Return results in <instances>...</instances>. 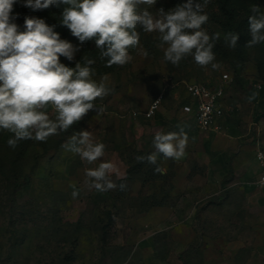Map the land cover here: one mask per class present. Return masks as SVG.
<instances>
[{"label": "rangeland", "instance_id": "rangeland-1", "mask_svg": "<svg viewBox=\"0 0 264 264\" xmlns=\"http://www.w3.org/2000/svg\"><path fill=\"white\" fill-rule=\"evenodd\" d=\"M180 2L157 0L154 7L167 11ZM253 6L264 11V0H210L206 6L209 21L205 29L209 34L221 33L213 48L219 65L216 69L198 65L191 56L179 65L165 62L157 33L141 32L140 44L132 50L133 60L111 67L106 66V58H100L93 39L81 45L71 33L67 36L80 47L73 61L61 56V62L74 67L76 61L94 59V79L99 81L107 75L113 91L97 100L105 111L89 110L76 128L46 142L23 140L15 149L0 142V264H204L209 256L215 257V252H202L200 247L178 255L184 241L171 243L170 226L175 218L171 206L178 192L169 191L172 178L167 167V177L160 179L154 169L150 170L153 164L141 161L130 179L124 177V190L117 187L98 192L89 186L85 170L100 160L88 164L62 145L84 129L92 131L94 140L101 139L105 130H111L105 128L106 111L147 108L162 91L164 103L173 98L172 90H185L193 82L216 85L224 73L233 76L226 87L228 100L239 94L245 97L255 83L264 85V44L247 46L251 39L247 18L253 14ZM60 15L50 12L38 17L55 24L59 32ZM19 25L23 30L24 23ZM228 32L239 33L235 48L223 38ZM248 108L259 106L250 104ZM258 124L263 127L264 140V117ZM139 143L127 147L125 153L136 159L147 156ZM104 144L101 159L112 161L121 173L117 152ZM158 163L162 167L168 164L166 159H158ZM116 183L119 185L120 180ZM160 185L164 192H159ZM103 194L108 197L106 201L97 202ZM145 240L148 245H142Z\"/></svg>", "mask_w": 264, "mask_h": 264}, {"label": "clouds", "instance_id": "clouds-1", "mask_svg": "<svg viewBox=\"0 0 264 264\" xmlns=\"http://www.w3.org/2000/svg\"><path fill=\"white\" fill-rule=\"evenodd\" d=\"M210 0H181L167 11L155 8L157 0H0V132L12 133L7 139L15 149L23 140L46 142L51 136L68 131L89 110L105 111L97 100L109 96L113 87L108 76L99 81L94 59L74 67L61 62V56L73 61L80 45L61 38L55 24L45 19L26 16L23 30L15 22L13 6L21 3L33 11L64 5L59 23L66 26L82 45L93 39L100 58L106 66H123L133 60L132 50L140 44L141 32L157 33L163 59L172 65L188 56L202 67L218 68L213 48L221 33L209 34L205 29L209 14L205 11ZM248 16L251 39L247 46L264 44V11L253 6ZM239 33L228 32L224 40L229 47L237 46ZM253 92L248 100L255 99ZM87 129L72 134L62 147L95 167L85 170L91 188L107 192L123 176L110 160H102L106 145L94 140ZM188 134L184 127L179 131L157 132L153 137L155 151L147 156H137L155 165L157 173L165 171L158 157L179 160L186 152ZM115 177V179H114ZM73 195L78 192L73 191Z\"/></svg>", "mask_w": 264, "mask_h": 264}, {"label": "crops", "instance_id": "crops-1", "mask_svg": "<svg viewBox=\"0 0 264 264\" xmlns=\"http://www.w3.org/2000/svg\"><path fill=\"white\" fill-rule=\"evenodd\" d=\"M226 90L224 112L215 121L219 130L199 128L196 104L185 87L172 90L171 102L162 101L151 117L144 113L148 107L106 111L105 128L111 130L96 140L117 152L124 178L130 167L127 147L140 141V150L149 154L155 151V133L184 127L189 137L185 155L179 160L166 159L168 164L163 166V173L168 168L172 178L169 191L178 192L170 226L171 243L184 241L178 255L200 247L202 252H215L206 264H264V188L257 185L261 174L257 149L264 148L258 121L264 116L256 119L261 108H248L259 103L248 100L249 90L245 97L239 94L233 100L226 98ZM158 159L165 160L162 155Z\"/></svg>", "mask_w": 264, "mask_h": 264}, {"label": "built area", "instance_id": "built-area-1", "mask_svg": "<svg viewBox=\"0 0 264 264\" xmlns=\"http://www.w3.org/2000/svg\"><path fill=\"white\" fill-rule=\"evenodd\" d=\"M233 76L229 73H224L221 81L210 86L204 82H193L187 84L190 97L196 104L197 108V123L201 130H219L220 126L215 123L217 117L223 114L224 104L223 98L225 96V88L232 81ZM257 87H261L260 84H256ZM164 99V92H161L156 98L149 104L145 115L151 117L155 114L160 104ZM186 111L191 110V106H185ZM257 158L261 166V174L258 179L257 185L264 188V148L261 146L257 149Z\"/></svg>", "mask_w": 264, "mask_h": 264}, {"label": "trees", "instance_id": "trees-1", "mask_svg": "<svg viewBox=\"0 0 264 264\" xmlns=\"http://www.w3.org/2000/svg\"><path fill=\"white\" fill-rule=\"evenodd\" d=\"M65 6L64 5H60L59 7H50L48 9H44V10H37V11H33L32 9L28 8V7H25L23 6L21 3H16L14 6H13V10H12V13L16 16V20L15 22L18 24H23L24 23V19L26 16H35V17H38L39 15L41 14H49L50 12H55V14H59L61 13L62 14V11H63V8ZM59 33L61 35V38L63 39H67V36L71 33L70 30L66 27V26H63L61 25V28L59 30ZM235 77V76H234ZM255 84H260V83H255ZM210 85V84H208ZM261 87H257V86H253L249 89L248 93H249V96L255 92L257 93L256 97H255V100H258L259 103H258V106L259 108H261V112L259 115H257L258 117H256V119H259L260 117L264 116V85L260 84ZM210 86H214V85H210ZM69 131V130H68ZM12 133L8 132V131H3V132H0V142L3 143V144H7V139L9 138V136H11ZM21 142L18 144L20 145ZM127 158H128V162L130 164V167L128 168L127 170V175L125 177V180H128L132 177V173L134 170H137L136 168L137 167H140V163L141 161H137V159L135 158V156L131 157L127 154ZM156 167V166H155ZM153 167V165L151 166L150 170L153 171V169L155 168ZM149 172V170H147ZM151 174V172H150ZM158 177L161 179V178H165L167 177L166 174L160 172V173H157ZM121 182H124V179L121 181L120 180V183ZM159 192H164L163 188L161 187V185L159 186ZM104 195V194H103ZM106 198H108L106 195L102 196L100 200H98L97 202H100V201H106ZM164 199H167V198H164ZM160 202V200H159ZM158 202V203H159ZM149 242L148 241H143L142 242V245H148Z\"/></svg>", "mask_w": 264, "mask_h": 264}]
</instances>
